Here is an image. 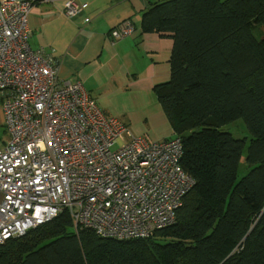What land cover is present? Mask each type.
I'll return each mask as SVG.
<instances>
[{"label":"trees","instance_id":"obj_1","mask_svg":"<svg viewBox=\"0 0 264 264\" xmlns=\"http://www.w3.org/2000/svg\"><path fill=\"white\" fill-rule=\"evenodd\" d=\"M142 27L173 40L153 91L195 181L175 225L115 241L75 234L64 212L1 245L0 264H264V0H156ZM238 120L248 145L219 131Z\"/></svg>","mask_w":264,"mask_h":264},{"label":"built area","instance_id":"obj_2","mask_svg":"<svg viewBox=\"0 0 264 264\" xmlns=\"http://www.w3.org/2000/svg\"><path fill=\"white\" fill-rule=\"evenodd\" d=\"M30 4L0 0V246L66 213L75 234L142 240L170 228L195 185L175 137L148 143L104 115L76 77L28 41ZM81 14L68 0L64 15ZM126 21L109 33L130 37Z\"/></svg>","mask_w":264,"mask_h":264},{"label":"crops","instance_id":"obj_3","mask_svg":"<svg viewBox=\"0 0 264 264\" xmlns=\"http://www.w3.org/2000/svg\"><path fill=\"white\" fill-rule=\"evenodd\" d=\"M21 1L30 4V49L51 54L61 79L76 77L98 109L120 120L133 137L148 143L175 137L153 91L170 80L173 40L142 27L156 0H76L81 14L72 20L64 15L68 0ZM126 21L133 34L112 41L110 31ZM0 131L6 137L2 147L7 134L1 106Z\"/></svg>","mask_w":264,"mask_h":264},{"label":"rangeland","instance_id":"obj_4","mask_svg":"<svg viewBox=\"0 0 264 264\" xmlns=\"http://www.w3.org/2000/svg\"><path fill=\"white\" fill-rule=\"evenodd\" d=\"M220 1H224V0H220ZM219 131L230 134L231 137L235 140H244L246 145L249 144V141L251 139L250 134L248 133L246 126L242 120H238L229 125H226L222 127ZM5 138H6L5 135H3L2 132L0 131V146L2 145V142L5 140ZM245 154H246V150L243 151V154L240 160L239 168H238L237 175H236V181L244 177L249 171L244 161ZM166 241H168V239H166Z\"/></svg>","mask_w":264,"mask_h":264}]
</instances>
